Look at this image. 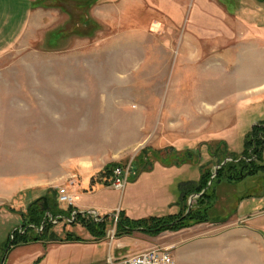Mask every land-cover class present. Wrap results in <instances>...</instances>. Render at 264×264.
Instances as JSON below:
<instances>
[{
	"label": "rangeland",
	"instance_id": "rangeland-1",
	"mask_svg": "<svg viewBox=\"0 0 264 264\" xmlns=\"http://www.w3.org/2000/svg\"><path fill=\"white\" fill-rule=\"evenodd\" d=\"M26 6L29 20L17 17ZM0 24V264L30 245L6 253L9 242L49 229L48 244L71 235L109 247L92 264H121L182 231L121 233L125 211L168 217L180 207L185 217L217 189L210 217H225L254 186H220L227 177L217 175L264 126V0H0ZM210 176L213 198L200 206L206 191L191 193ZM63 189L73 202H60ZM77 204L118 207L95 210L98 222ZM106 219L97 240L87 225ZM255 261L210 250L190 264Z\"/></svg>",
	"mask_w": 264,
	"mask_h": 264
},
{
	"label": "crops",
	"instance_id": "crops-1",
	"mask_svg": "<svg viewBox=\"0 0 264 264\" xmlns=\"http://www.w3.org/2000/svg\"><path fill=\"white\" fill-rule=\"evenodd\" d=\"M17 12V17L19 18H22L28 12L27 17L29 20L31 11L28 6ZM13 19H9L6 26H13ZM4 25L0 24L1 27H4ZM249 179L254 186L251 187L244 198L238 201L237 206L231 214L225 217H210V213L214 211L220 198L217 189H214V202L209 207V222L207 224H197L177 233H167L163 239L152 238L150 248L171 249L176 264H190V261L193 260V252H198V255L202 256L206 251L210 250L220 252L221 254L226 251L243 250L258 258L255 264H264V211L254 212V210L264 205V175L261 177L259 175L257 177L256 175H250L237 183H233L229 179H223L219 185L221 186L222 183H226L234 186L242 184V182H246ZM93 196L94 194H92ZM173 203L174 201H168L165 203V206L157 203V207L164 211L167 206L172 207L174 205ZM76 206L81 211L80 213L91 209L108 213L118 207L102 209L96 204L84 206L77 204ZM131 211L133 213L129 210L125 211L126 216L131 220L164 217L159 212L139 215L136 212L134 213V208ZM178 211H180V207ZM178 211L168 216H177L180 213ZM106 213L105 215H107ZM221 221H224V223ZM99 248H104L101 252V257L104 258L105 249L109 250V247H103L99 243L85 244L83 242H66L52 245L38 242L21 247L19 249V255L11 256V258L17 259L13 264H92L94 257L99 255ZM111 262L113 261L111 260Z\"/></svg>",
	"mask_w": 264,
	"mask_h": 264
},
{
	"label": "trees",
	"instance_id": "trees-1",
	"mask_svg": "<svg viewBox=\"0 0 264 264\" xmlns=\"http://www.w3.org/2000/svg\"><path fill=\"white\" fill-rule=\"evenodd\" d=\"M251 138V137H250ZM252 138L253 140L248 141L247 151L244 154L242 158L238 160L237 163H230L225 164L222 166V168L218 171L217 178L223 174H226L225 177L233 182H238L242 180L243 178L247 177V175L251 173H257L263 169L264 167L261 166V162L263 159V153H264V126H256L253 129L252 132ZM233 162H236L234 159ZM237 164L236 170L234 169V165ZM233 166V167H232ZM240 167V169L238 168ZM257 169H256V168ZM251 170V171H250ZM230 171V172H229ZM229 172V173H227ZM210 178L207 180L206 185H203V182L198 185V191L196 190L194 193H191V195H200V193H203L207 189H210L214 183V181L209 185ZM215 178V179H217ZM184 186V185H183ZM182 186V188H183ZM213 198L212 196H209L207 191L204 192L200 206H204L205 201L207 203V200L209 198ZM203 200V201H202ZM181 203V202H180ZM208 204V203H207ZM204 208V207H203ZM209 206L207 205L204 210H198V211H192V209L189 211V213L185 217L180 213L177 216H168V217H150L146 219L141 220H131L124 214L120 215V218L118 220V231L121 233H133V232H140L144 233L146 235L155 237L160 235L164 231H180L189 227H192L197 224H202L209 222ZM45 211L41 214L45 215ZM43 217V216H42ZM41 217V218H42ZM36 220V219H33ZM87 228L89 232L95 236L98 239H103L108 233L109 225L108 220L106 219L103 223H95V224H89L87 225ZM20 238H17L15 235L14 243L11 244V242L8 243L6 246L7 249L5 250L6 253L10 252V247H16L19 245H28L33 242H43V243H50L52 240V236H54V233H51L50 229L48 233L42 234V235H20ZM77 239H73L70 235L67 240H59L58 238H55L53 241H57L59 243H66V242H73L77 241ZM52 242V241H51Z\"/></svg>",
	"mask_w": 264,
	"mask_h": 264
},
{
	"label": "built area",
	"instance_id": "built-area-1",
	"mask_svg": "<svg viewBox=\"0 0 264 264\" xmlns=\"http://www.w3.org/2000/svg\"><path fill=\"white\" fill-rule=\"evenodd\" d=\"M116 175H117V186L119 187H123L122 183V177H123V173L120 169L116 170ZM62 197H61V201L60 202H73L74 197L67 195V191L65 189L62 190ZM76 214H78L76 211L73 212V216H76ZM83 215H88V216H92L93 218L96 219V221H101V215L95 211V210H91V211H86L81 213ZM51 220L53 221H57L58 219H53V217H50ZM116 220H118V218H116ZM111 264H115V263H111ZM121 264H176L175 263V259L172 253V250L169 248H155V249H151L148 250L146 252H143L141 254L132 256V257H128L126 259H124V261Z\"/></svg>",
	"mask_w": 264,
	"mask_h": 264
},
{
	"label": "water",
	"instance_id": "water-1",
	"mask_svg": "<svg viewBox=\"0 0 264 264\" xmlns=\"http://www.w3.org/2000/svg\"><path fill=\"white\" fill-rule=\"evenodd\" d=\"M48 199H45V207H44V211L48 210Z\"/></svg>",
	"mask_w": 264,
	"mask_h": 264
}]
</instances>
